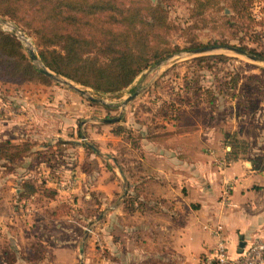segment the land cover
<instances>
[{"label": "rangeland", "instance_id": "374dc122", "mask_svg": "<svg viewBox=\"0 0 264 264\" xmlns=\"http://www.w3.org/2000/svg\"><path fill=\"white\" fill-rule=\"evenodd\" d=\"M206 1L202 13L192 17L193 0H162L173 24L165 37L178 49L144 68L118 92H97L54 71L113 105L91 101L47 75L48 82L0 77V139L49 143L48 149L14 163L2 166L0 161V264H62L73 251V264H79L80 255L81 264H87L79 246L103 249L97 228L103 209L133 193L128 185L122 195L119 183L107 192L99 184L103 186L108 178L115 181L117 164L128 170L134 153L130 147L138 145L141 134L210 126L219 138V149L209 150L215 158L225 155L233 160L228 155L233 144L239 158H250L259 170L264 169V60L224 47L203 52L183 48L191 43L233 45L264 54V0ZM0 17L8 21L0 28L15 36L39 69L26 50L31 43L39 56L36 38L13 18ZM20 34L28 38L27 43ZM136 88L135 97L118 105ZM207 95L213 100L208 101ZM168 103L167 115L173 118L162 115ZM118 125L123 128L117 135L112 129ZM58 138L73 140L75 145L58 149L52 146ZM39 144L37 149H42ZM23 173L35 179L37 192L18 200ZM50 189L56 191L54 198L46 195ZM62 203L70 207L69 213L54 216L51 210ZM35 241L43 246L42 260L13 259ZM59 247L69 249L59 251L55 259Z\"/></svg>", "mask_w": 264, "mask_h": 264}, {"label": "crops", "instance_id": "0c3cea01", "mask_svg": "<svg viewBox=\"0 0 264 264\" xmlns=\"http://www.w3.org/2000/svg\"><path fill=\"white\" fill-rule=\"evenodd\" d=\"M214 133L209 126L159 139L141 134L130 147L128 170L117 164L115 181L99 184L107 192L119 183L122 195L127 185L136 187L139 201L129 209L120 201L103 209L97 227L103 249L84 247L87 264H203L216 223L231 253L264 233V169L250 158H215L209 152L219 149ZM63 249L69 248H57L55 259ZM66 260L62 264H73L76 253Z\"/></svg>", "mask_w": 264, "mask_h": 264}, {"label": "trees", "instance_id": "16d2710c", "mask_svg": "<svg viewBox=\"0 0 264 264\" xmlns=\"http://www.w3.org/2000/svg\"><path fill=\"white\" fill-rule=\"evenodd\" d=\"M192 3L191 15L196 17L205 9L207 1L193 0ZM0 14L13 18L33 34L39 47L38 54L47 67L101 93L120 91L130 85L144 68L178 49L177 45L170 46L165 37L173 24L167 18L162 0L157 3L150 0H0ZM197 46L201 45L191 43L183 48L189 50ZM250 51L264 58V54ZM0 77L18 82L50 81L31 63L15 36L1 28ZM207 97L208 101L213 100L212 95ZM169 105H165L161 112L164 117L173 118L167 115ZM122 128L118 125L112 131L118 135ZM171 134L148 133L147 137L159 139ZM78 135L82 136L81 133ZM37 144L32 139L16 143L8 138L0 139L1 165L48 149L49 143L39 144L42 149H37ZM74 145L73 140L62 138L52 143L58 149ZM235 147L231 144L228 151L234 160L239 158V150ZM34 180L26 173L19 177L18 200L36 194ZM55 192L50 189L46 195L54 198ZM138 193L134 187L133 193L125 194V209L139 201ZM69 211L70 207L62 203L51 213L58 216ZM43 251V246L35 241L13 259L37 262L44 258Z\"/></svg>", "mask_w": 264, "mask_h": 264}, {"label": "built area", "instance_id": "2783aa9c", "mask_svg": "<svg viewBox=\"0 0 264 264\" xmlns=\"http://www.w3.org/2000/svg\"><path fill=\"white\" fill-rule=\"evenodd\" d=\"M221 231V223H216L212 229L216 241L202 254L203 264H264V233L244 240L235 252L231 253Z\"/></svg>", "mask_w": 264, "mask_h": 264}, {"label": "water", "instance_id": "95a60500", "mask_svg": "<svg viewBox=\"0 0 264 264\" xmlns=\"http://www.w3.org/2000/svg\"><path fill=\"white\" fill-rule=\"evenodd\" d=\"M8 21L1 18L0 17V24H7ZM20 37L22 40L25 41V37L23 34H20ZM218 47H224L227 48L231 51H234L236 53H240L243 55H246L247 57H250L252 59H257V60H264V58L262 56H259L257 54L251 53L248 50H245L241 47H237V46H233V45H228V46H221V45H211V46H201V47H196L191 49L192 52H203V51H207V50H211V49H215ZM26 50L31 58V60L33 61V63H35L38 67L39 70L44 73L45 75H47L48 77H50L51 79L60 82V83H64L67 86H69L70 88L74 89L75 91H77L78 93L82 94L83 96H85L87 99L91 100V101H95V102H100L102 104L105 105H113L109 102H107L105 99H103L102 97H97L94 96L93 94H91L90 92H88L86 89L77 86L72 80L55 73L54 71L50 70L43 62L42 60L39 58V56L36 54V52L34 51V49L31 47V43H29L26 47ZM160 63V62H159ZM139 90L136 88L131 94H129L128 96H126L122 102L118 105L122 106L123 104H126L129 100H131L133 97H135L138 94ZM83 251V246L80 245L79 246V252L82 253ZM83 260L82 255H80V259H79V264H81Z\"/></svg>", "mask_w": 264, "mask_h": 264}, {"label": "bare ground", "instance_id": "6f19581e", "mask_svg": "<svg viewBox=\"0 0 264 264\" xmlns=\"http://www.w3.org/2000/svg\"><path fill=\"white\" fill-rule=\"evenodd\" d=\"M25 38H26V37H25ZM24 42H26V43H27V42H28V38H26Z\"/></svg>", "mask_w": 264, "mask_h": 264}]
</instances>
